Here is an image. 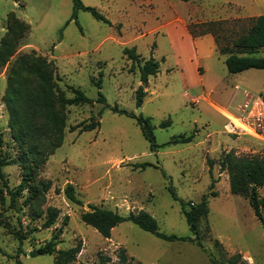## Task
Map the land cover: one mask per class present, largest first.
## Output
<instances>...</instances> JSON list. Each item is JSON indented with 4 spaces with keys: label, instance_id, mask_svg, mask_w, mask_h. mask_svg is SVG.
Masks as SVG:
<instances>
[{
    "label": "rangeland",
    "instance_id": "rangeland-1",
    "mask_svg": "<svg viewBox=\"0 0 264 264\" xmlns=\"http://www.w3.org/2000/svg\"><path fill=\"white\" fill-rule=\"evenodd\" d=\"M80 1L97 5L111 24L95 19L84 9L76 11V21L70 19L71 0H0V37L9 11L30 25L14 55L0 66V153L14 161L2 167L4 179L0 178V264H53L58 250L76 244L80 250L67 264H121L120 248L125 249L128 264H212L214 260L219 264H264V227L248 199L230 192L227 170L218 163L228 151L236 156L264 155V145L252 136L227 133V119L219 112L228 111L236 99L235 84L264 96V69L230 73L224 57L215 54L210 64L203 61L205 90L185 86L175 51L165 38H159L157 47L152 45L154 34L146 30L152 21L145 18L140 22L142 16L148 18L149 14L138 9L133 0ZM199 1H193L194 5ZM215 1L204 0V4ZM218 11L217 7L213 15ZM197 15L198 12H190V20L194 22ZM248 25L249 20L243 19H226L217 25L215 28L220 27L219 32L224 34L218 38L219 46L230 44ZM207 26L197 24L193 29ZM143 32L146 35L132 40ZM132 46L139 54L136 61L123 53L124 48ZM31 49L54 62L59 92L72 97L73 88L79 89L92 102L64 107L62 144L47 156L12 204L3 181L14 189L24 178L18 160L22 151L11 136L2 96L14 57ZM263 54L264 46L256 52L257 56ZM149 57L158 60L159 70L148 77L147 93L138 106L135 89L143 85L138 67ZM99 95L104 101H96ZM113 105L135 115L149 116L155 142L160 146L151 150L135 118L113 111ZM92 119H97L98 125L91 130L70 129ZM166 119L170 123L161 125ZM190 134L193 136L187 142L165 143L174 136ZM142 162L152 165L137 166ZM40 180H50L49 188L23 202ZM68 182L82 205L66 198L64 187ZM257 191L264 197V185ZM203 195L208 212L197 223L199 246L190 239L194 235L181 204L189 208ZM87 203L122 215L143 209L155 218L158 231L181 239L158 237L129 220L118 223L109 237H103L80 219ZM47 206L55 207L58 215L52 224L44 226ZM261 213L264 216V209ZM58 229L60 234L54 239L51 253L30 255Z\"/></svg>",
    "mask_w": 264,
    "mask_h": 264
},
{
    "label": "trees",
    "instance_id": "trees-1",
    "mask_svg": "<svg viewBox=\"0 0 264 264\" xmlns=\"http://www.w3.org/2000/svg\"><path fill=\"white\" fill-rule=\"evenodd\" d=\"M71 1L72 11L70 19L76 21V11L84 9L89 11L95 19L110 24L109 19L96 7L85 5L80 0ZM223 22L225 20L222 19L207 22L190 21L188 23V31L193 37L207 32L214 35L216 51L219 55L224 56V63L228 72L236 73L248 68L264 69V55H254L259 48L264 46V13L249 19L247 28L234 36L230 44L223 43L219 46L218 38L220 35L223 37L224 34L219 32L221 30L220 27H215ZM197 24H207L208 26L207 28L195 31L193 27ZM29 28V23L19 18L14 11L7 12L5 31L0 37V66L4 65L14 55L16 46L25 34L28 33ZM123 53L132 61L139 59L134 46L124 48ZM55 69L56 66L52 60L47 59L41 54H37L33 49L29 52L17 54L8 69L2 100L8 112V127L11 131V136L22 151L18 160L22 165L24 174V178L14 189H10L6 182L3 181L12 204L15 201L16 195L27 188V181L36 175L37 171L45 163L47 156L52 154L62 144L66 127L64 107L71 104L92 102L79 89L73 88L74 95L72 97H65L62 92H59L55 83ZM138 70L139 80L143 83V85L139 84L135 89L136 105L139 106L145 95L144 87L146 86L148 76L157 73L159 62L153 57H149L139 65ZM96 101H104V97L99 95ZM110 108L115 112L128 114L135 118L144 137L148 140L151 150H155L156 147L160 146L155 142L149 116H143L142 113L138 115L132 114L123 108H118L117 105L110 106ZM169 123L170 120L166 119L161 122V125ZM97 125L98 120L92 119L90 122H78L70 126V129L77 128L79 131L91 130ZM192 136L193 134L174 136L165 143L187 142ZM12 162H14L13 159H9L5 154L0 153V178L2 180L4 179L2 167ZM218 163L221 168L227 170L230 192L241 193L248 199L255 217L264 227V216L261 213L262 209H264V197L259 195L257 191L259 187L264 185V155L236 156L231 151H228ZM147 165L152 164L149 162L137 164L141 168ZM49 186L50 180H40L39 185L32 187L30 194L26 196L23 202L27 203L29 200H32L39 192L46 191ZM169 190L173 197L177 199L174 189L169 187ZM64 194L70 201L82 205V201L77 197L72 183H66ZM207 203V199L203 195L198 203H192L189 208H186L183 203L181 204V211L186 218L189 229L194 235L190 239L195 241L199 246H201V242L198 237L199 230L197 223L199 219L206 217L208 212ZM45 212L46 218L43 225L49 226L55 221L58 210L53 206H47ZM80 219L84 223L91 225L103 237H109L111 229L118 223L129 220L158 237L167 240L181 239L176 235H168L158 231L155 218L143 209L130 211L128 214L122 215L116 210L87 203V209L80 212ZM59 234L60 229L53 233L50 240L44 246L31 250L30 255L51 253L54 250V239ZM215 243L220 244L217 240H215ZM79 250V244L67 249L58 250L53 264H67L75 258ZM118 257L121 264H128L124 248L119 249ZM103 263L106 264V261H103ZM212 264L219 263L214 260Z\"/></svg>",
    "mask_w": 264,
    "mask_h": 264
},
{
    "label": "crops",
    "instance_id": "crops-1",
    "mask_svg": "<svg viewBox=\"0 0 264 264\" xmlns=\"http://www.w3.org/2000/svg\"><path fill=\"white\" fill-rule=\"evenodd\" d=\"M193 1L195 0H133L132 2L137 4L138 9H143L144 12L149 14L148 18L147 16H142L140 22H144L145 18L147 21H152V25L146 30H148L149 34H154L156 40L153 41V45L156 44L157 47L159 38H165L175 51L180 77L184 85L200 86L203 91L205 90L203 61L206 60L210 64L209 60L218 53L212 33L207 32L195 37L190 35L188 31V23L191 21L190 12H198L197 17H194V22H207L219 19L249 20L264 13V0H216L212 4L206 2V5L204 0H200L199 4L195 5ZM94 7L97 8V5ZM217 7L219 11L217 15H213L214 13L212 12ZM139 25L143 26V24ZM117 28H120V23ZM143 35H146L145 32L138 33L132 40L138 39ZM190 43L193 45L192 49H190ZM148 84L149 78L144 87L145 95ZM234 101H232V104Z\"/></svg>",
    "mask_w": 264,
    "mask_h": 264
},
{
    "label": "built area",
    "instance_id": "built-area-1",
    "mask_svg": "<svg viewBox=\"0 0 264 264\" xmlns=\"http://www.w3.org/2000/svg\"><path fill=\"white\" fill-rule=\"evenodd\" d=\"M237 95L233 104L229 105L224 129L230 134H247L264 145V96L248 91L242 86H233Z\"/></svg>",
    "mask_w": 264,
    "mask_h": 264
},
{
    "label": "bare ground",
    "instance_id": "bare-ground-1",
    "mask_svg": "<svg viewBox=\"0 0 264 264\" xmlns=\"http://www.w3.org/2000/svg\"><path fill=\"white\" fill-rule=\"evenodd\" d=\"M219 112H221V113H223L225 116H227V117L233 119V118L230 116V114H228L226 111H224V110H222V109H219ZM247 259L251 262V259H250L249 257H248Z\"/></svg>",
    "mask_w": 264,
    "mask_h": 264
},
{
    "label": "water",
    "instance_id": "water-1",
    "mask_svg": "<svg viewBox=\"0 0 264 264\" xmlns=\"http://www.w3.org/2000/svg\"><path fill=\"white\" fill-rule=\"evenodd\" d=\"M139 110H140V108H139Z\"/></svg>",
    "mask_w": 264,
    "mask_h": 264
}]
</instances>
